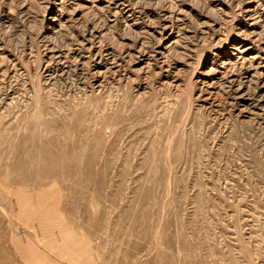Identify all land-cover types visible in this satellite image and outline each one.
<instances>
[{
    "label": "rangeland",
    "instance_id": "374dc122",
    "mask_svg": "<svg viewBox=\"0 0 264 264\" xmlns=\"http://www.w3.org/2000/svg\"><path fill=\"white\" fill-rule=\"evenodd\" d=\"M0 264H264V0H0Z\"/></svg>",
    "mask_w": 264,
    "mask_h": 264
}]
</instances>
